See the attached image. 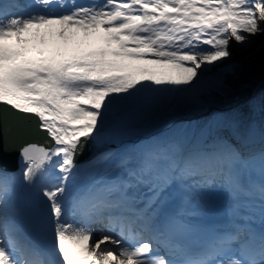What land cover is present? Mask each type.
<instances>
[{
	"label": "snow or ice",
	"instance_id": "snow-or-ice-1",
	"mask_svg": "<svg viewBox=\"0 0 264 264\" xmlns=\"http://www.w3.org/2000/svg\"><path fill=\"white\" fill-rule=\"evenodd\" d=\"M258 35L264 0H32L23 12L0 10V106L35 117L48 138L21 145L10 171L0 108V264H264V92L246 119L217 112L190 140L137 145L103 182L82 186L76 159L114 109L145 93L202 104L226 92L239 66L233 43ZM217 201L223 219L209 223ZM43 229L52 260L24 235Z\"/></svg>",
	"mask_w": 264,
	"mask_h": 264
},
{
	"label": "rangeland",
	"instance_id": "rangeland-1",
	"mask_svg": "<svg viewBox=\"0 0 264 264\" xmlns=\"http://www.w3.org/2000/svg\"><path fill=\"white\" fill-rule=\"evenodd\" d=\"M252 39H255V37ZM251 43L243 45V47H247ZM241 47L242 45H237L235 43L232 45L234 53L238 52ZM237 59L238 57L234 55L233 60L236 61ZM228 63H231V61H225L223 64L211 68L205 73L204 79L206 81L210 80L215 73ZM231 72L226 73L225 78H227ZM227 89L228 90L223 94L212 92L210 98L206 94L202 95L201 99L204 101L202 104L183 102L179 99V94L172 97L171 103H169V99L165 97L163 90H158L155 93H145L136 102L126 103L114 109V114H111L112 117L109 116L107 124L103 129V136H106L109 140L112 139L115 141L117 143L116 147L124 144L129 145L131 152H133V149L139 144L159 140L164 136L170 137L176 130H180L181 135L188 138L190 136V132L186 130L188 123L183 120L190 116L194 119L202 120L210 110L230 109V101L234 98L231 96V93L235 92V89L228 83ZM261 92H264V89L259 91L256 97H258ZM117 110L122 113L120 116L115 117L116 112H118ZM238 111V108H235L234 111H225V113L231 114L237 113ZM113 131L117 132L113 133ZM112 159L113 157L109 161L97 164L99 167L95 165L94 167L87 168L86 173L94 176L90 178L88 175V177L83 176L80 182L82 186H87L97 181L100 182V179H102V182L107 180L108 178L106 176L109 175V170L113 168ZM98 170L99 172L97 173ZM96 173L97 175H95ZM113 174H118V170L111 171V175ZM23 199L24 204L27 203L28 205L30 201L29 191L25 190ZM27 211L25 207L21 210L24 214H26ZM50 237V231H48V229H43L38 232H30L29 241L37 242V247L45 254L47 252L46 249L52 250V244L47 241Z\"/></svg>",
	"mask_w": 264,
	"mask_h": 264
},
{
	"label": "trees",
	"instance_id": "trees-1",
	"mask_svg": "<svg viewBox=\"0 0 264 264\" xmlns=\"http://www.w3.org/2000/svg\"><path fill=\"white\" fill-rule=\"evenodd\" d=\"M241 48L234 53L239 66L227 76L226 82L235 89L231 93L234 97L230 101L231 106L237 104V114L241 118H248L249 101L264 89V35L255 37L250 45Z\"/></svg>",
	"mask_w": 264,
	"mask_h": 264
},
{
	"label": "water",
	"instance_id": "water-1",
	"mask_svg": "<svg viewBox=\"0 0 264 264\" xmlns=\"http://www.w3.org/2000/svg\"><path fill=\"white\" fill-rule=\"evenodd\" d=\"M0 108H3V106H0ZM3 113V123L6 126H11V131L4 133V139L7 143V151L4 159L6 167L12 171L17 166L18 149L21 145L29 141L44 143L48 141V138L46 133L37 130V121L35 117L21 116L20 114L9 112L6 108H3ZM104 147L105 146H97L93 139H89L85 142L82 153L77 156V162L87 160L98 154Z\"/></svg>",
	"mask_w": 264,
	"mask_h": 264
},
{
	"label": "bare ground",
	"instance_id": "bare-ground-1",
	"mask_svg": "<svg viewBox=\"0 0 264 264\" xmlns=\"http://www.w3.org/2000/svg\"><path fill=\"white\" fill-rule=\"evenodd\" d=\"M211 213H214V211L213 210L212 211L210 210L208 215H211ZM48 231H50V230L48 229ZM49 242L53 245L52 237H50ZM46 251H47V254L44 255L45 259H47V260L54 259V257L51 254V249H46Z\"/></svg>",
	"mask_w": 264,
	"mask_h": 264
}]
</instances>
